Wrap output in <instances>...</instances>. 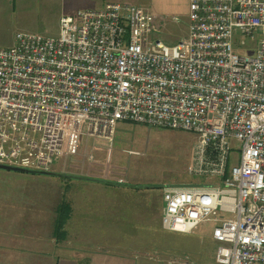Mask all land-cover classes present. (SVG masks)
I'll use <instances>...</instances> for the list:
<instances>
[{
  "label": "built area",
  "instance_id": "2783aa9c",
  "mask_svg": "<svg viewBox=\"0 0 264 264\" xmlns=\"http://www.w3.org/2000/svg\"><path fill=\"white\" fill-rule=\"evenodd\" d=\"M187 22L166 46L150 11L109 3L54 37L16 33L0 48V166L50 173L83 138L112 149L118 123L194 133L197 181L163 188L162 228L212 223L217 264H264V0H189Z\"/></svg>",
  "mask_w": 264,
  "mask_h": 264
},
{
  "label": "rangeland",
  "instance_id": "374dc122",
  "mask_svg": "<svg viewBox=\"0 0 264 264\" xmlns=\"http://www.w3.org/2000/svg\"><path fill=\"white\" fill-rule=\"evenodd\" d=\"M188 1L178 0L174 6L162 12L153 10L146 1L138 0L134 4L148 8L158 22L160 21L158 40L166 46H174L187 35ZM54 13V9L41 12L38 18L23 21V28L12 25L10 31L2 33V37L9 38L11 33L15 36L16 32L57 36L58 27ZM174 17L177 21H173ZM259 33L260 31L255 35ZM8 47V45H0V48ZM243 47L241 52L243 55H254L256 40L247 38ZM195 140L196 135L191 132L118 123L112 149H109L107 144L103 146L100 143L97 144L98 148L92 151L91 139L83 138L76 155L65 156L64 161L61 159L53 165L56 170L63 162H67V166L62 167L63 171L68 169L74 173H80L84 170L91 176L93 174L126 181L127 183H118L122 187L120 186L121 189L115 195L102 196L92 189L86 191L79 189L73 191L75 197L70 196L69 201L65 196L70 188L44 178L48 176L42 174L25 176L3 170H0V191L21 189L50 193L51 190L57 194L55 188L61 191L64 189L62 196L75 209L66 232L69 245L73 247L82 245V224L85 213L89 214L87 209L96 208L99 203L108 204L109 199H116V204L121 205V216L118 222L120 228L108 227L102 229L101 233L96 232L98 235L93 238L102 239L100 242L103 243H99L101 248L113 250L115 247L122 257L133 259L135 264H217L215 261L217 244L211 238L212 223L201 225L191 233H175L164 230L160 222L163 188L188 185L197 181V178L189 175L186 170L191 160ZM68 144L71 151L74 147L71 137L68 138ZM89 156H93L94 159L89 161ZM89 165L92 166L91 172ZM55 184L59 185L55 186ZM60 199L61 196H58V204L61 202ZM110 206H112L111 203ZM94 215L96 216L97 213L95 212ZM113 232L115 244L106 242V238L101 237L102 234L108 235Z\"/></svg>",
  "mask_w": 264,
  "mask_h": 264
},
{
  "label": "crops",
  "instance_id": "0c3cea01",
  "mask_svg": "<svg viewBox=\"0 0 264 264\" xmlns=\"http://www.w3.org/2000/svg\"><path fill=\"white\" fill-rule=\"evenodd\" d=\"M136 1L138 0H0V45L11 47L14 43V33H11L9 38H3L2 33L10 31L12 25L23 28V21L38 18L41 12L54 9L59 31V21L64 16L72 15L80 10H100L109 3L134 4ZM142 1L149 3L153 10L162 12L174 6L178 0ZM146 9L149 11L148 8ZM157 23L159 25L160 21L157 20ZM62 161H64L63 158ZM66 166L67 162H63L60 168L55 170L52 167L54 170L50 174L42 175L48 176L44 178H48L49 181L58 182L65 188H70L71 191L66 192L67 196H65L68 200L70 196L74 198L73 191L79 189H84V191L92 189L102 196H113L122 187L118 184L119 181L122 184L127 183L118 178L110 179L93 174L91 176L84 170L80 173H74L68 169L63 171L62 167ZM90 167L92 166L89 165L91 172ZM21 174L25 176L40 175ZM57 185L59 184H55V186ZM55 190L57 194L51 190L50 193H37V191L21 189L0 191V264H135L133 259L122 257L115 247L113 250L101 248L99 243H103L100 242L102 239L93 238L98 235L96 232L100 231L101 233L102 229L120 228L118 222L121 216V205L120 203L116 204V199H109L112 206L110 203H99L96 208L87 209L89 214L85 213L83 219L81 246L69 245L67 233L65 241L56 242L53 236L55 210L58 206V196H61L60 200L64 199L62 196L64 189L61 191L55 188ZM68 200L66 201L70 204V200ZM71 205L72 215L70 214L69 222L67 221L65 232H67L75 213L74 206ZM101 237H105L106 242L116 243L114 232L108 235L102 234Z\"/></svg>",
  "mask_w": 264,
  "mask_h": 264
},
{
  "label": "trees",
  "instance_id": "16d2710c",
  "mask_svg": "<svg viewBox=\"0 0 264 264\" xmlns=\"http://www.w3.org/2000/svg\"><path fill=\"white\" fill-rule=\"evenodd\" d=\"M34 174V173H31ZM50 174V173H47ZM99 182V181H97ZM134 189H138V187H134ZM56 216L54 221V238L56 242H62L66 238L65 232V223L69 220L71 214V207L70 204L62 199L61 202L58 204L55 210Z\"/></svg>",
  "mask_w": 264,
  "mask_h": 264
},
{
  "label": "water",
  "instance_id": "95a60500",
  "mask_svg": "<svg viewBox=\"0 0 264 264\" xmlns=\"http://www.w3.org/2000/svg\"><path fill=\"white\" fill-rule=\"evenodd\" d=\"M0 170L7 171V172H17V173H29L27 171H24L22 169H17V168H12L8 166H0ZM42 174H47V173H42Z\"/></svg>",
  "mask_w": 264,
  "mask_h": 264
}]
</instances>
